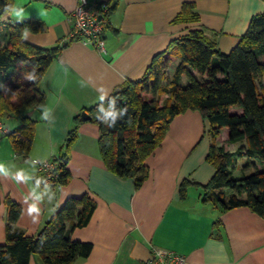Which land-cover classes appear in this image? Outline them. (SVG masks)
<instances>
[{
    "label": "crops",
    "instance_id": "0c3cea01",
    "mask_svg": "<svg viewBox=\"0 0 264 264\" xmlns=\"http://www.w3.org/2000/svg\"><path fill=\"white\" fill-rule=\"evenodd\" d=\"M184 2L195 3L199 22L172 23ZM76 4L77 0H20L25 10L21 21L3 15L14 23L37 19L45 30L30 31L25 41L46 48L61 44L62 49L39 83L44 100L26 112L36 121L28 158L17 156L6 133L0 132V243L6 235L7 196L22 206L15 226L36 236L68 197L88 194L96 202L90 220L82 227L68 223L67 228L73 240L92 243V250L72 264H146L156 248L184 255L186 264H264V219L246 206L224 209L202 200L203 185L215 168L207 161L213 141L210 127L199 111L188 110L172 119L160 145L146 157L148 175L138 187L134 178L107 168L100 152V126L90 119L79 123L66 184H44L35 164L64 152L77 115L81 119L99 96L107 98L126 80L141 78L152 57L189 29L204 27L216 33L220 50L229 52L252 16L264 12V0H120L110 16L103 52L69 40ZM173 63L177 58L172 57ZM39 105L51 110L49 121L41 119ZM12 125L5 123V130L19 126L20 118ZM217 142L228 151L241 144L228 142L223 133ZM184 180L191 183L182 198ZM33 207L37 211L30 212ZM29 264L44 262L33 254Z\"/></svg>",
    "mask_w": 264,
    "mask_h": 264
},
{
    "label": "trees",
    "instance_id": "16d2710c",
    "mask_svg": "<svg viewBox=\"0 0 264 264\" xmlns=\"http://www.w3.org/2000/svg\"><path fill=\"white\" fill-rule=\"evenodd\" d=\"M13 1L0 0V120L5 126L8 119L20 118V125L5 133L16 155L26 159L36 128V121L26 112L44 100L39 83L62 45L46 48L22 40L23 29L41 32L45 26L35 18L22 23L4 20L5 6ZM119 1L100 3L104 33L111 28L110 16ZM195 8L194 2H184L172 23L199 22ZM172 57L177 63L168 77ZM29 75L34 79H27ZM147 94L153 97L145 99ZM157 94H165L167 99L160 101L154 97ZM113 100L120 115L108 127L112 121L105 122L100 109L108 111ZM188 110L201 113L213 140L207 161L215 171L203 185L202 200L215 201L224 209L246 206L264 219V12L252 16L229 52L220 50L216 33L204 27L189 29L152 57L141 78L126 80L107 98L85 109L100 126L99 146L107 168L121 177L134 178L137 187L148 175L146 157L160 145L172 119ZM81 120L80 115L74 118L65 150L53 160L57 162L54 186L69 180V151ZM221 133L228 142L241 144L234 151L225 150L217 142ZM239 161L244 163L237 177ZM189 183L184 180L180 185L182 198ZM5 204L6 235L0 243V264H29L33 254L44 264H72L91 252L92 243L73 240L67 228L68 223L82 227L90 220L96 202L88 194L68 197L36 236L15 226L22 213L20 203L7 196Z\"/></svg>",
    "mask_w": 264,
    "mask_h": 264
},
{
    "label": "built area",
    "instance_id": "2783aa9c",
    "mask_svg": "<svg viewBox=\"0 0 264 264\" xmlns=\"http://www.w3.org/2000/svg\"><path fill=\"white\" fill-rule=\"evenodd\" d=\"M99 2L77 0L76 7L71 13L69 40H78L94 47L99 52L104 51L105 21ZM0 132L5 133V126L0 123ZM38 173L42 182L53 186L57 177V162L53 160L36 161ZM146 264H186L184 255L164 249H153Z\"/></svg>",
    "mask_w": 264,
    "mask_h": 264
},
{
    "label": "clouds",
    "instance_id": "9594fccd",
    "mask_svg": "<svg viewBox=\"0 0 264 264\" xmlns=\"http://www.w3.org/2000/svg\"><path fill=\"white\" fill-rule=\"evenodd\" d=\"M5 12L10 15V16H13L17 19V21H21L24 17V14H25V10L23 7L20 6V0H17V3L16 4H8L5 6ZM29 35H30V30L25 28L22 30V35H21V39L22 40H27L29 38ZM35 71V69L33 70ZM27 79L29 80H33L34 77L32 75H29L26 77ZM105 97L104 96H99V100L102 101L104 100ZM114 104H115V101H111L110 102V107H109V110L108 111H104L103 108L100 109V111L104 112V121H108V120H111L112 123L111 124H108V127H113L114 124H115V121L116 119L118 118V116L120 115L119 113H117L115 110H114ZM39 109L43 108V114L41 115V119L45 120V121H49V118H50V115H51V110L43 105H39L38 106ZM127 109H124L122 111H126ZM98 119V117H97ZM0 172H3V168H0ZM22 175L21 174H17V179L20 180L22 179ZM37 211L35 209V207H33L32 209H30V212H35Z\"/></svg>",
    "mask_w": 264,
    "mask_h": 264
},
{
    "label": "rangeland",
    "instance_id": "374dc122",
    "mask_svg": "<svg viewBox=\"0 0 264 264\" xmlns=\"http://www.w3.org/2000/svg\"><path fill=\"white\" fill-rule=\"evenodd\" d=\"M172 60V59H171ZM175 64L176 63H170L166 69V74L168 75V77L171 76L172 72L174 71V68H175ZM153 95L152 94H147L145 95V99H150L152 98ZM155 98L159 99L160 101H165L167 99V96L165 94H157L154 96ZM14 118L13 119H8L6 121V124H7V127L9 126V128H11L13 125H12V122H13ZM0 123H3V120H0ZM4 124V123H3ZM243 161H239L238 162V167H240L241 165H243ZM237 177H239L240 175H238V172H237Z\"/></svg>",
    "mask_w": 264,
    "mask_h": 264
},
{
    "label": "water",
    "instance_id": "95a60500",
    "mask_svg": "<svg viewBox=\"0 0 264 264\" xmlns=\"http://www.w3.org/2000/svg\"><path fill=\"white\" fill-rule=\"evenodd\" d=\"M81 119L83 121L88 120V119H90V115L86 111H83L81 114Z\"/></svg>",
    "mask_w": 264,
    "mask_h": 264
}]
</instances>
